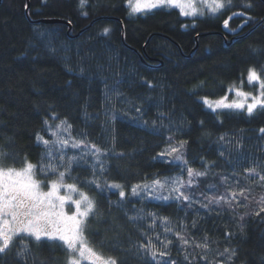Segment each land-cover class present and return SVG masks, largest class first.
Wrapping results in <instances>:
<instances>
[{
    "label": "trees",
    "instance_id": "obj_1",
    "mask_svg": "<svg viewBox=\"0 0 264 264\" xmlns=\"http://www.w3.org/2000/svg\"><path fill=\"white\" fill-rule=\"evenodd\" d=\"M239 12L244 17L232 16ZM250 67L264 69V0H233L219 14L197 17L173 7L130 15L127 0H86L83 7L80 0H0V165L21 168L27 159L39 167L46 148L37 135L51 144L58 139L51 131L67 120V139H84V133L108 150L100 183L118 182L125 191L121 200L117 189L80 185L97 202L85 232L97 252L118 264H153L137 251L147 236L169 252L157 256L158 264H224L225 248L236 251L228 264H264V182L246 171L264 174V110L251 116L213 111L201 100L223 96ZM169 137L186 141L187 164L206 172L184 191L191 202L132 195L134 184L181 169L160 155ZM58 148L43 161L57 174H37L44 184L64 171ZM65 153V159L79 157L81 150L69 144ZM93 160L73 164L65 181L93 179ZM232 192L230 204L207 199H230ZM168 240L164 249L161 241ZM23 243L29 245L25 257L16 256L22 247L16 237L0 264H66L62 242L23 237Z\"/></svg>",
    "mask_w": 264,
    "mask_h": 264
},
{
    "label": "snow or ice",
    "instance_id": "obj_2",
    "mask_svg": "<svg viewBox=\"0 0 264 264\" xmlns=\"http://www.w3.org/2000/svg\"><path fill=\"white\" fill-rule=\"evenodd\" d=\"M86 0H80V6L83 7ZM201 3L211 14H219L227 8L232 7L233 0H201ZM127 5L130 8V15L138 13L150 12L153 9L160 7H173L178 8L182 16L195 17L197 15H203V11L196 6L195 0H127ZM247 8H251V3L244 5ZM86 15V13H85ZM243 12L233 13L232 16L244 17ZM230 16L225 19L223 26L228 29ZM250 19V17L248 18ZM244 25H241L243 27ZM110 31L109 28H104L103 32L107 34ZM247 79L249 84H257L258 89L256 94L245 92L241 89L235 90V96L240 99L233 100L232 102H226L227 96L222 97L217 101H209L204 98V103L208 105L213 111L220 108L246 110L249 116L257 110H264V69L257 71L255 67L248 69ZM137 112H140V108H136ZM53 121L59 119L58 116L53 114L51 116ZM46 130L51 131L52 125L49 124V120L44 121ZM72 125L67 120H60V123L56 125V131H51V135L56 136L57 132L64 128L65 131L71 129ZM259 131L264 133V128H260ZM81 136L84 139H57L50 144L48 139L43 136L37 135V140L42 142L46 148L44 157L37 164H33L27 159L24 161V165L17 169L14 167L5 168L0 165V256L6 254L11 250L14 245V239L21 237L22 247L16 252L17 258L25 257V254L29 251V245L23 243V237H31L39 244L42 240L59 241L65 246L68 252V259L66 264H81L82 260H87L88 264H118L116 258L108 256L105 257L102 253L97 252L92 247L85 235L87 225L90 218H95L97 215V202L87 192L82 191L80 185L87 184L89 186L94 185L99 191H104L105 188L109 190L119 189V197L121 200L125 198V191L123 186L116 182L109 183L104 181L103 185L100 183L99 177L103 176L106 168L105 161L102 157L107 156L108 150L102 149L95 143L88 142L86 134L82 133ZM223 139V137H221ZM172 138L169 137V143L171 144ZM186 141H180L178 147L171 146L165 149L164 153L160 155L172 156L174 153H180V150L184 148ZM59 145L57 151L60 153L58 160L59 166L64 168V171L58 172V178L55 180H49L47 184L40 179H37V174H41L45 177L49 175L57 174V167L51 163L44 164V159L51 160L52 147ZM71 145L74 149H80L81 155L79 157L72 156L65 159V149ZM94 157L91 164L93 179L87 181H80L79 183H68L64 181L67 178H71V172L73 171V164H78L80 161H86L87 157ZM175 160H181V155H176ZM187 165V161H184ZM189 180L187 185L182 179L177 178L171 182V187L168 196L156 195L158 191L165 189L168 186V180L161 182L160 179H155L151 184H136L131 188L132 195H139L142 192H149L154 195L156 199L191 202L192 197L186 195L182 190L185 187H191L193 177L205 176L206 172L195 170L191 167H186ZM249 175H256L259 180L264 182V174H260L255 168L246 170ZM79 181V178H77ZM47 187L48 190L44 191L43 188ZM64 188L68 194L61 195L60 190ZM245 189H241L240 196H244ZM76 194L77 198H74L71 194ZM237 196L236 192L231 193V198L220 196L215 199L208 197L209 203H231ZM264 201V197L261 198ZM71 208V212L66 209ZM207 206V205H205ZM264 212V207L261 208ZM260 213L257 212L256 215ZM153 217L155 213H151ZM135 221L138 217H130ZM165 224H167L168 218H161ZM155 223V220L153 221ZM166 231L171 229L166 228ZM177 238L183 245H188L189 241L180 234L176 233ZM142 235H146L142 233ZM147 243H141L138 246L137 251L144 252L146 255H150L153 264H158L157 256L164 257L169 255L166 250H158L156 244L151 237H147ZM159 240V236L156 237ZM164 245V249L168 248V245L172 243L171 240L167 242L161 241ZM197 247L207 248V243L197 244ZM227 253L224 264H228L229 261L236 255L235 249H224V255ZM187 258V257H186ZM26 264V261H25ZM164 264H168V261H164ZM171 264H175L172 261Z\"/></svg>",
    "mask_w": 264,
    "mask_h": 264
},
{
    "label": "rangeland",
    "instance_id": "obj_3",
    "mask_svg": "<svg viewBox=\"0 0 264 264\" xmlns=\"http://www.w3.org/2000/svg\"><path fill=\"white\" fill-rule=\"evenodd\" d=\"M195 3H196V6L199 8V9H201L202 11H203V15H212L205 7H204V5L201 3V0H195ZM176 9H178V8H176ZM179 10V9H178ZM180 12V11H179ZM203 15H197V16H203ZM197 16H195V17H197ZM188 17H190V16H188ZM247 75H248V71L244 74V78H240L239 79V81L237 80V81H234V82H232V83H230V84H228V86H227V91H226V93L223 95V96H221V97H218V98H207L209 101H217V100H220L222 97H225V96H227V101L226 102H232L233 100H239L240 98L239 97H236L235 96V90L236 89H241L242 88V90L243 91H245V92H250V93H253V94H256V92H257V89H258V85L257 84H255V83H253V84H249V82H248V79H247ZM201 100L204 102V97L203 98H201ZM205 104V103H204ZM205 106L206 107H208V105L207 104H205ZM209 108V107H208ZM211 109V108H210ZM220 109H225V108H220ZM242 111H244V112H246V110H242ZM247 113V112H246ZM59 123H57V125H58ZM57 138L58 139H67L68 137L66 136V134H64V128H61L58 132H57ZM180 141H183V140H173V141H171V144L170 143H168L166 146H165V148L163 149V152L162 153H164L165 152V149H167V148H169V147H171V146H177L178 147V145H179V142ZM176 155H181V160H179V161H177V160H175V156ZM168 161H172V162H175V163H180L181 164V169L179 170V171H172V172H170V173H167V174H164V175H162V176H159V177H155L154 179H149V180H145V181H143V182H141V183H138V184H140V185H143V184H151L152 182H153V180H155V179H160L161 180V182H164L166 179L168 180V186L167 187H165V189H163V190H161V191H158L157 193H156V195H163V196H168L169 195V190H170V187H171V182L173 181V180H175V179H177V178H180V179H182L183 180V182L185 183V185H187V182H188V180H189V177H188V175H187V171H186V167H190L188 164L187 165H185L184 164V161H186L185 160V157H184V148H182L181 150H180V153H174L172 156H168V155H163ZM17 169H19V168H17ZM58 178V176L57 177H55V178H53V179H50V180H55V179H57ZM195 179H196V177H193L192 178V180H193V183H194V181H195ZM49 181V180H48ZM48 181H46V184L48 183ZM64 183L65 184H68V182H66V181H64ZM109 183H111V182H109ZM116 183H118V182H116ZM192 183V184H193ZM119 184H121V183H119ZM134 185H136V184H134ZM131 188L132 187H130V192H131ZM188 187H185L184 189H182L183 191H185L186 189H187ZM43 190L44 191H47L48 190V188L47 187H44L43 188ZM117 190H119V189H117ZM120 191V190H119ZM60 194L61 195H65V194H68L67 192H66V190L64 189V188H61V190H60ZM71 195H73V197L74 198H77L76 197V194H71ZM139 196H145L146 198H154V199H156L155 198V196L154 195H152V194H150L149 192H142V193H140L139 194ZM66 209L69 211V212H71V208H68V206L66 205ZM81 264H88V261L87 260H82L81 261ZM217 264H221V263H217Z\"/></svg>",
    "mask_w": 264,
    "mask_h": 264
}]
</instances>
